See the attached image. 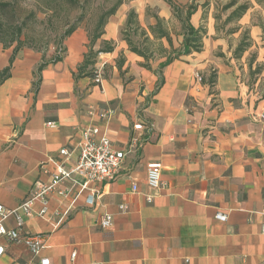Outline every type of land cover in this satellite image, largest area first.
Returning <instances> with one entry per match:
<instances>
[{
  "label": "crops",
  "instance_id": "0c3cea01",
  "mask_svg": "<svg viewBox=\"0 0 264 264\" xmlns=\"http://www.w3.org/2000/svg\"><path fill=\"white\" fill-rule=\"evenodd\" d=\"M200 17L193 15L195 26ZM251 17L240 21L250 26ZM251 30L257 42L262 29ZM112 38L115 49L95 64L108 70L100 83L74 78L90 42L78 27L65 41L63 59L42 70L37 92L34 72L44 59L33 50L16 56L0 85V203L7 208L51 182L60 149L75 146L85 126L98 125L116 147L131 149L116 180L84 184L75 174L60 186L65 195L52 194L44 216L36 201L20 234H45L43 255L51 264H264V119L257 118L264 99L251 88L247 64L240 67L212 24L202 51L165 66L155 92L159 74L142 66L144 58L124 40L105 33L98 45ZM2 42L0 72L13 52ZM258 61L264 63V47ZM214 70L211 91L197 74L208 78ZM139 122L144 129H134ZM153 161L163 165L161 188L147 182ZM105 213L114 217L110 228L100 225ZM7 225L17 227L14 218ZM0 241L6 246L0 264H38L22 241Z\"/></svg>",
  "mask_w": 264,
  "mask_h": 264
},
{
  "label": "rangeland",
  "instance_id": "374dc122",
  "mask_svg": "<svg viewBox=\"0 0 264 264\" xmlns=\"http://www.w3.org/2000/svg\"><path fill=\"white\" fill-rule=\"evenodd\" d=\"M119 1L120 0H0V40L3 41L2 43L10 42L9 48L12 49V51L15 46L20 43V49L17 55L23 50L39 52L42 54L44 60L56 54L64 55L66 53L65 41L67 37L63 38V35L70 26L77 24L78 27H82L88 32L89 38H91L90 35L93 30H95L100 16ZM172 1L173 4L184 6V11L187 9V6L193 2L192 0ZM228 1L229 0H198L197 11L201 14L198 26L203 25L208 31L209 26L213 24L217 36L222 35L228 40L229 48L232 49V54H234L233 51L236 45L247 31L252 45L240 58V63H242L240 67L247 64L250 73L249 59L253 53L257 55V60L253 63V69L256 68L258 64L262 63L258 60L260 50L264 47V29L262 28V26H264V0H245L250 3V8L246 12L247 14L250 12L252 16L250 26L243 25L240 21L241 19H234L229 23L226 22L227 16L233 10V8L228 10L224 9V5ZM121 2L116 12L108 18L103 35L106 33L109 36L119 37L120 40H124L126 44H128L124 39L127 34L137 46L141 48L149 46V64L152 66V69L159 70L161 62L166 60L165 55L172 52V49L166 38L161 39L155 37L151 31V25L157 22L155 15L160 16L164 20V28L167 29L172 36L174 47L180 48L183 41V36L179 34L182 31V25L174 12V8L167 0H121ZM132 10L137 14L138 29H135L137 28L136 24H132L131 27L126 26L128 15ZM255 24L259 25L262 29L260 35H257V42L251 30V26ZM216 27H219V31ZM234 28H238V31L231 33L230 30ZM144 31L146 33H143ZM15 35H19L18 40L11 41ZM101 39L97 40L95 48L104 46L105 40L102 41L101 45H98ZM107 40L112 41L116 47L118 43L116 40L113 38ZM162 45L169 49L168 53L163 52L159 48ZM128 48L130 49L129 45ZM150 50H152V53H150ZM244 57L245 61H243ZM105 75H108V70L106 72V69L104 77ZM258 77L261 78L259 83L251 81L250 85L260 100L261 94L264 93V72Z\"/></svg>",
  "mask_w": 264,
  "mask_h": 264
},
{
  "label": "built area",
  "instance_id": "2783aa9c",
  "mask_svg": "<svg viewBox=\"0 0 264 264\" xmlns=\"http://www.w3.org/2000/svg\"><path fill=\"white\" fill-rule=\"evenodd\" d=\"M104 77V69L102 67L95 68L94 82H102ZM197 78L201 80V75L197 74ZM110 110L103 108L102 115L108 116ZM258 119H264V107ZM52 124V123H50ZM134 129H144L141 122L134 124ZM80 138L73 147L65 146L60 149L61 158L56 165V171L53 174L51 182L37 185L28 198L23 200L15 208H7L0 203V237L6 236L11 240L22 241L33 254V260L38 258V264H51L50 258L43 255L46 247L45 234H25L21 235L18 227L24 223V216H31L33 206L36 201H41L42 207L39 212L44 216L50 208V197L54 193L65 195L66 191L62 189L61 184L70 180L73 175H79L84 178L85 183L91 182H110L116 180L122 173L123 165L128 153L131 149H121L116 147L112 139L102 131L100 126L91 124L81 128ZM137 138L133 142L136 144ZM71 161V165H68ZM163 165L159 161L150 162L147 165V182L152 188H161ZM133 189H138V184H133ZM94 193L90 196L93 202ZM148 200H153V195L148 196ZM60 214V213H58ZM14 218L17 227H8L7 221ZM218 218L226 220L225 214L219 213ZM114 223V217L110 213H105L100 219L102 228H110ZM6 246L0 241V258L5 254ZM73 252L72 256H75Z\"/></svg>",
  "mask_w": 264,
  "mask_h": 264
},
{
  "label": "trees",
  "instance_id": "16d2710c",
  "mask_svg": "<svg viewBox=\"0 0 264 264\" xmlns=\"http://www.w3.org/2000/svg\"><path fill=\"white\" fill-rule=\"evenodd\" d=\"M167 1L172 5L177 18L181 22L182 31L179 34L183 36V41H182L180 48L174 47V43H173L170 32L167 29H165L163 26L164 20L160 16L155 15L157 18V22L151 25V31L155 35L156 38H161V39L166 38L172 49V52L167 54L168 56L165 55L166 60L161 62L160 69L155 70V72L159 74V80L156 84L155 92H157L165 82V78L163 75V68L169 65L170 63H172L173 61H175L176 59H179L183 55H188L194 52L202 51L204 47V37L207 34V30L203 25L196 27L191 22L192 15L198 10V5H197L198 0H192L193 2L187 6V9L185 11H184V6H180L175 3L173 4L172 0H167ZM121 3L122 2L120 0L118 3H116L114 6H112L109 10L105 11L100 16L95 30H93V32L90 35L91 38H90V43H89V50L86 52L83 61L79 64L77 71L73 72L74 78L76 80L82 77H90L93 79L95 77V64H96L98 55L102 52H112L114 50L115 44L109 40H105L104 46L100 48H95V44L97 40L103 36L104 27L108 22V18L110 17V15L116 12L118 6ZM231 8H233V10L230 12V14L226 18L227 23L231 22L234 19H238V20L241 19L245 15V13L248 11V9L250 8V3L245 0H229L224 5V9L228 10ZM136 17H137V14L135 13L134 10H132L128 15L126 26L131 27L132 24H136L137 28L135 29H138L139 24H138ZM77 28H78L77 24L70 26L64 33L63 38H66L69 35H71ZM262 28L264 29V26H262ZM216 29L219 31V27H216ZM237 31H238V28H234L230 30L231 33H235ZM143 33H146V32L144 31ZM18 36L19 35H15V37H13L11 41L18 40L19 38ZM124 39L128 42V45L131 51L139 54L140 56L144 58V62H142L141 65L152 70V66L149 64V59H150L149 58L150 54L148 53L149 46H147L146 48H141L137 46L133 42V40H131L127 36V34L124 37ZM4 44H5V47H9L10 42H5ZM19 45L20 43H18L15 46L13 53L10 57L9 65L4 67V69L0 72V85L11 75V68H12L13 62L16 58L17 52L20 49ZM251 45L252 43L250 40V36L247 35V31H246L242 39H240V41L236 45L233 51L234 52L233 56L237 59H240L244 55V53L250 49ZM159 48L165 53L169 52V49L165 47L164 45L160 46ZM150 53H152V50H150ZM63 56H64L63 54L62 55L56 54L53 57H51L49 61L43 60L38 65L36 71L34 72L35 80L33 82V86L36 92L39 90V87L42 81V70L44 69V67L48 63H55V62L61 61L63 59ZM256 60H257V55L256 53H253L251 58L249 59V67H250V74H251L250 82L257 81L258 76H260L264 72V63L258 64L257 67L253 69V63L256 62ZM125 62H126L125 56L120 55L117 60V65L121 71L123 69ZM202 79L204 83H208L210 85L211 91H213L216 81H217L216 70L212 71L208 78L203 77ZM261 99H264V93L261 94Z\"/></svg>",
  "mask_w": 264,
  "mask_h": 264
}]
</instances>
